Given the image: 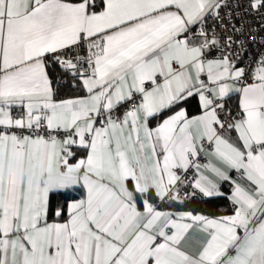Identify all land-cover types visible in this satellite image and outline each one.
<instances>
[{
	"label": "snow or ice",
	"instance_id": "1",
	"mask_svg": "<svg viewBox=\"0 0 264 264\" xmlns=\"http://www.w3.org/2000/svg\"><path fill=\"white\" fill-rule=\"evenodd\" d=\"M0 264H264V0H0Z\"/></svg>",
	"mask_w": 264,
	"mask_h": 264
}]
</instances>
